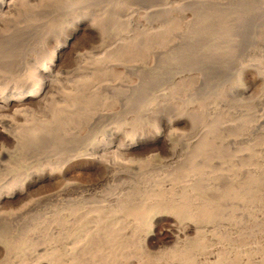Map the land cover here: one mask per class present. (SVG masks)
<instances>
[{
  "label": "bare ground",
  "instance_id": "1",
  "mask_svg": "<svg viewBox=\"0 0 264 264\" xmlns=\"http://www.w3.org/2000/svg\"><path fill=\"white\" fill-rule=\"evenodd\" d=\"M125 1L126 0H96L94 4L99 7H93L94 12L91 10L92 8H89L87 12L84 11L85 15H88V17L90 15L92 16V22H95V26L90 27L88 24V28L87 26H83L85 24L83 18L80 20L76 19V29L71 35L68 37L65 36V38L53 43L49 51L41 53L38 56L36 63H33L26 54L20 55L16 52L17 50L14 51V47L16 46H12V42L9 40L8 36H5V33L4 35L0 33V173H5V171L9 172L12 168L11 158L16 148H21L22 150V148L26 146L30 147V143H37L42 140L41 138L43 137H50L49 135L52 131L45 133L47 130H43L44 126L42 127V125H44L43 123H47V120L50 119V121L54 123V126H56L54 129L58 130L62 127L64 128L68 125H72V123H77L82 117L83 112L86 113V109L90 107L91 102L96 101L95 98L99 97L101 92H108L110 94L109 97L116 102L120 100L118 98L122 94L123 96H127V94L130 93L134 96L140 92V84L138 85L137 83L120 79V81L117 79L118 81H115V83H108V80H102L103 78L100 77L108 67L122 66L132 74L134 73L133 70L136 69L135 66L131 67L128 64L126 65L122 60L123 58H127L128 53H130V51L132 52V49L136 48L135 39L137 36L134 34L135 29L133 28L139 22L136 20L138 15V4L129 8H124L122 7L124 6L122 3H125ZM45 4H50V2L48 0H0V30L1 27H3L4 30L7 29V25L16 20V17H22L23 19L21 18V20L29 19V21L27 20L28 24L29 22L31 24L34 21L37 22V17L44 12L42 6ZM58 4L57 5L60 6V3ZM80 4L82 5L83 3ZM100 6L104 8L102 9ZM122 8H124L123 11H127L123 13V11H121ZM128 9L130 10L128 11ZM142 9L144 8L142 7ZM46 10L47 9H45V11ZM50 13H52L51 10ZM24 22L26 21L24 20ZM22 24L23 22L21 25ZM31 24L30 27L32 26L33 28ZM45 24H47V21ZM125 24L128 25V29L125 27L124 29L122 28ZM25 25L26 24H24V26ZM139 27L140 26H138L137 29H139ZM9 29H11V27ZM9 29H7V31H9ZM85 29L87 33H89L88 36L100 41L99 44H101V46L99 45L100 48H96L97 50L95 52L94 50L92 53H90V51H83L78 46L77 37L80 32ZM1 32H3V30ZM22 32L24 33L21 34ZM137 32L140 33V31ZM34 35L35 34H33V36ZM27 36H32V34L21 30L19 34H16V39L17 37L20 38L16 41L19 42L22 40L25 42L24 39L26 41L28 40L26 39L28 38ZM141 41L144 42L143 39H141ZM149 42L151 43L153 41ZM20 44L22 45V43ZM133 44H135V46ZM151 45L153 46V44ZM67 56L70 57V61L77 63V67L64 76L60 71ZM149 56L151 57V55ZM141 69L142 68H140V70ZM147 79L149 78L147 77ZM174 88L175 87H173V89ZM153 89L156 90L155 88ZM148 90H150V88H148ZM166 92L168 93V91ZM166 97L167 96H164V101H166ZM132 98L135 99L134 97ZM251 101L252 103L250 109H248L249 115L247 118H242V115L240 119L235 120V118L233 121H230V123L223 122L218 117L211 119V117L214 116V114H212V116L210 115L211 121L208 123L206 122V124L203 123V125H200L196 129L190 128L191 130L186 132L173 129L170 126H165V128L156 133L154 140L150 143L144 139H138V137H132V139L130 138L131 140L128 141L125 138L126 135L123 127V123L125 122H120V124L116 122L120 120V117L118 120L116 119L114 121V119H112L114 116H111L112 118L109 117V119H106L110 120L111 118L113 120L112 122L119 124L118 127H114L113 130L106 132L103 128L107 127L106 123L111 122V120L109 122L106 120V123L104 121L105 126H102L104 125L103 121H100L99 124H97L99 120L96 121L98 126L102 122V134L106 132L103 135L104 137L100 141H91L89 144L85 145V147L83 146L84 144L78 145L76 141V144L71 143V146L78 145L76 149H74V146V148H71L69 147L70 145H66L72 150L74 149V151H68V156H66V151L64 150L62 152L63 157L59 164L55 161V164H58L56 165L57 167L46 168L42 165L38 168L37 164H40L37 163L35 165L36 167H34L38 168V170L30 168L27 169L25 173L23 172V175L20 169L25 168V166L22 165L20 169L17 168L18 171L21 172L17 174H21L22 177L20 175V177H18L20 179L16 181L12 178L13 182L10 179L12 183L8 185V180L7 183L3 180L6 185L4 184L5 186L0 189V226L5 222L7 223L8 217L3 214L5 209L17 206L33 189H36L37 192L41 191V189L43 190L42 187L45 183L57 184L59 186L57 194L59 198V214L57 213L54 217L59 215L58 224L60 227L58 229H60L61 235L59 234L58 237L61 236L62 246L60 247L61 250L57 248L55 250L53 248L54 244L53 246L49 245V247H44L40 243L33 242L35 240L34 238L32 242L35 243V245L33 244V247L23 246V248H17V251L13 252L12 248H14L15 245H13L14 247H12L11 243V245H5L0 239V259L2 257L7 258L9 255L11 264H136L138 261L137 258H139L138 256L136 257L137 253L135 255L136 251H134V254L125 253L124 246L126 244H124V241L139 237V241L143 243L142 247L144 248H146L145 246L147 245L148 247H154L156 244L161 246L162 242H164L166 246L162 251L160 250L156 253L157 255L155 257L145 261L140 260L137 264H264V258L260 261V257L252 253L251 247V249L244 247L237 249L236 246H233L236 244V241H239L240 245H243L244 242L249 245L245 240L240 243L241 241L239 239L243 240L246 239V237H250L256 239L257 242L260 243L259 247L257 246V251H259L261 247L262 249L264 248V91L258 96L255 95ZM126 105L130 106L128 101ZM166 105L167 104H165V106ZM112 106L114 107V105ZM132 107L133 110L134 105ZM228 110L230 109L228 108ZM126 112L127 111H125V114ZM218 112L219 111H217V114H219ZM192 114L194 113L192 112ZM221 114L223 115L224 112L222 111ZM221 114L219 115L220 117ZM96 115L99 117L98 114ZM104 115L105 114L101 115L99 119H103ZM115 116H117V113ZM120 116L121 120L124 121L122 119V114ZM39 117L41 120H39ZM44 117H48L49 119L46 120L45 118L44 120ZM175 120L180 121L177 119ZM114 123L112 124L114 125ZM129 123H131V121ZM131 124L133 125V120ZM116 125L117 124H115V126ZM98 126H96L97 129ZM41 127L43 129H41ZM89 129L91 130V128ZM63 130L65 132V129ZM246 140H248L246 146H238L237 149L235 148L237 143ZM69 142L71 141L68 140V143H65L69 144ZM159 145L164 149V154H162V151V153H154ZM40 146L42 145H39V147ZM36 147H38V145H35V148ZM69 148H67V150ZM58 150L62 151L63 149L61 148ZM38 151L39 150H37V152ZM40 151L38 154H36L37 152H33L32 154L35 153L36 156L41 159L46 153L43 152L42 155ZM59 151L57 153H60ZM72 152L73 154H70ZM60 154L58 156H60ZM26 157L25 159L28 158ZM33 159H35V161ZM33 159L34 162H31L35 163L36 157ZM242 159L245 161H242ZM234 160L235 162L236 160L241 162L236 170H232V174L231 168L233 166L231 167V162ZM22 161L25 162V160ZM26 164L30 163L26 162ZM235 171H238V176L235 175L236 173L234 174ZM54 173H57L56 177H54ZM17 174L15 173L16 178ZM84 175L90 177L94 176V178H92L93 180L91 179V181L87 180L84 182L82 180ZM95 176L97 178H95ZM239 176H242V181H239ZM234 177L241 183L240 193L246 192L252 196L253 209L249 229L242 227L241 222L235 221V224L233 222L229 223L231 219L228 221L224 215L220 217L221 214H217V212H214L212 209L214 207L216 208V205H219L216 204V202V205L212 206L214 204L212 203L213 201L211 202L217 194H214V192L218 191L217 183L221 182L230 185L236 180ZM1 179H5V176L0 178V181ZM234 185L235 184L232 186ZM234 189H236V187ZM221 190L222 188L220 191ZM36 195L38 196V194ZM209 195H211L213 199H210ZM54 197L56 196L54 195ZM227 197L229 204H231L233 208L240 202L245 203L244 201H246H241L242 196L238 193H232V195ZM34 202L37 203L36 201ZM39 204L41 203L39 202ZM30 208H28V210H30ZM217 211L219 213V210ZM5 212L9 214V211ZM247 212L250 211L248 210ZM43 213L46 214V212ZM22 215L21 218L23 219L24 217H22ZM43 217H45V215H43ZM234 217L232 216V218ZM48 218H46V220ZM20 220L21 219H19V221ZM240 220L245 221L243 219ZM37 221H41V219ZM52 221L54 222V220ZM143 222L147 223L148 226L146 233L142 231L144 232V237L138 236L140 224ZM5 224L4 226L6 227L7 225ZM240 224L241 226H239ZM22 225L23 222L20 226ZM42 225H44V223L41 225L40 223L38 224L39 227L41 226L40 228L43 227ZM46 225L47 228L48 222ZM4 226H2L3 229L0 230H4ZM18 226L19 225L16 227ZM53 226L54 224L51 226L52 229L55 228ZM57 227L58 226H56V229ZM247 227L249 226L247 225ZM21 228H23V226ZM47 229H49V227ZM76 229L79 230L76 231ZM8 233H6V235ZM6 235L5 237L2 235L5 241L7 240ZM26 235L28 236L30 233ZM10 236L13 237L14 235H8V240ZM35 236L36 235L33 237ZM45 237L46 236H44V239ZM15 238H13L14 241H12V239L10 241L14 243L16 241ZM24 240L25 239H22L23 242ZM47 240L49 241V239ZM136 240H138V238ZM22 241L20 242L22 243ZM50 241H53L52 238ZM122 242L124 246H122ZM24 244L26 245V243ZM230 245H232V247ZM9 246L11 247L9 248ZM135 246H137L136 248L140 247L139 245ZM57 250L60 252L62 251V253L59 254ZM57 254L59 255L57 256Z\"/></svg>",
  "mask_w": 264,
  "mask_h": 264
},
{
  "label": "rangeland",
  "instance_id": "2",
  "mask_svg": "<svg viewBox=\"0 0 264 264\" xmlns=\"http://www.w3.org/2000/svg\"><path fill=\"white\" fill-rule=\"evenodd\" d=\"M48 1L50 2V4H45L42 6V9L44 12L43 13L41 12L42 14H40L37 17V20H36L37 22L34 21L32 24L29 22V24H28L29 19H27L28 21L26 19H24L26 21V22H24V20H21L22 17H16V20H14L15 22L12 21V22H10L9 25H7L8 28L5 27L7 29H9L11 27V29H9V31H7V29H5L6 30V32H5L3 27H1V30H0V33H2V35H4V33H5V36H8L9 40L12 42V46H16V47H14L15 48L14 51L17 50L16 52H18L20 55L26 54L33 61V63H36V61L38 60L37 58L41 53H46L47 51H49L50 47L53 43H56L57 41L61 40L62 38H65V36L68 37L69 35H71V33L76 29V26H75V20L76 19L80 20L83 18V20H84L83 22L85 23L84 25L82 24L83 26L88 27V24L90 27L95 26L94 25L95 22L94 21L92 22V20H93L92 16L90 15L88 17V15H85V12L89 11V8L90 9L92 8L91 10L93 11V7H95V8L99 7V6L94 4V2L96 0L95 1L92 0V2H91V0H55V1L51 0L52 2L50 0H48ZM129 1L130 0H126L125 3H122L124 5L122 7L129 8V7H132L133 5L141 4V5H139L140 7L137 5L138 15L136 17V20L139 22L136 24L137 27L135 25V27L133 28V29H135L134 34L137 36L135 39L136 48L132 49V52L130 51V53H128V55L126 54L127 58H123L122 60H123V63L125 62L126 65L128 64L131 67L135 66L136 69L133 70L134 73L132 74V73H129V71L122 66H120V67L119 66L108 67L107 70L104 71L100 77L103 78L102 80H105V81L108 80V83H111V82L115 83V81H118L120 79V80H128L129 82H132V83L134 82V83H137L138 85L140 84V87H139L140 92H138L137 95H134V96H132L130 93H128L127 96L126 95L123 96V94H122L121 96H119L118 99H120V100H118L117 102L109 97L110 94L108 92H101L99 94V97L95 98L96 101L91 102L90 107L88 109H86V111H85L86 113L83 112L82 117L80 118V120L77 123H72V125H68L67 127H64V128L62 127V128H60L61 130L58 129L60 131H58L57 129L56 130L54 129V127L56 128V126H54V123L51 122L48 117H44L43 118L44 120H45V118H46V120L47 119H49V120H47V123H43L44 125H42V127L44 126V129L42 127H41V129L47 130V131H45V133L52 131L53 134L51 133L49 135L50 136L49 138L48 137L41 138L42 140H40L37 143H33V144L30 143L29 144V146L31 145L30 147L26 146V147L22 148V150H21V148L15 149V153L13 154V157L11 158L12 159V163H11L12 168L10 169L9 172L5 171V173H0V178L5 176V179H1V181H0V189L6 185L5 183H7V180L9 182V183H7V185L13 182L12 178H14L15 181L17 179L19 180L20 178H18V177H20L21 174L23 175L27 169L31 168L33 170H36V169L38 170V168H40L39 166H42V165H43V167H46V168L47 167L48 168H55V166L58 165L59 162L61 161V159L63 157L62 152L64 150L66 151L65 152L66 156H68L67 152L68 151L69 152L74 151V149H76V146H78L79 144L80 145L84 144L83 146L85 147V145L89 144L91 141L93 142V140L100 141L104 137L103 135L107 131L113 130L114 127H118L119 126L118 123H120V122L126 123V124L123 123V127H124V133L126 135V136L125 135L124 136L128 141H130L132 139V137H138V139L139 138L144 139L148 143H150L154 140L156 133L159 130H162L163 128H165V126L166 127L170 126L173 129L182 130V131L186 132V131H189L191 129L198 128L200 125H203V123L204 124H206V122L208 123L209 121H211V119H214L215 117L216 118L218 117L223 122H230V121H233L235 118H236L235 120L240 119L242 117V115H243L242 118L248 117V115H249L248 109H250V105L252 103L251 99L253 100L255 95L258 96L264 91V0H154V1L153 0H134V1L131 0L134 4L131 1L130 2ZM152 1H153V3H152ZM54 2L56 5L54 4ZM58 3H60V6H58L59 5ZM80 3H83V4L81 5ZM126 3H128V4H126ZM155 5H156V7H155ZM141 6L144 9H142ZM146 7H147V9H146ZM84 8H86V9H84ZM100 8L103 9L104 7L100 6ZM124 8H122L121 11H123ZM45 9H47L46 10L47 12L45 11ZM50 10L52 13H50ZM53 10H54V12H53ZM129 10L130 9H128V11ZM80 11H82V12H80ZM125 11H127V10H125ZM125 11H123V13ZM76 12H77V14H76ZM83 12H84V14H83ZM139 12H142V13H139ZM152 12H154V13H152ZM70 13H71V16H70ZM47 14H48L49 18L47 16ZM55 16H56V18H55ZM68 17H70V18H68ZM74 17H76V18H74ZM84 17H86V18H84ZM19 18H20V20H19ZM46 21H47V24H45ZM142 21H143V23H142ZM22 22H23V24L21 25ZM24 24H26V25L24 26ZM30 24L33 25V28H32V26L30 27ZM126 25L127 24L123 25L122 28L124 29V27H125L128 29V25L127 26ZM138 26H140L139 29H141V28L142 29L141 30L137 29ZM129 27H130V25H129ZM33 29H35V30H33ZM2 30H3V32H1ZM21 30L29 32L32 34V36H27L28 37V38H26V39H28L27 41L24 39L25 42H23L22 40L19 42L16 41V40L20 39L18 37L16 39V34H19L21 32ZM28 30H30L31 32ZM82 31L80 32L78 37L76 35V37L78 38L79 48L82 49L83 51L84 50L90 51V53H92L93 50L95 52L97 49H99L100 48L99 45L101 46V44H99L100 41H97L96 39H93L90 36H88L89 33H87L86 29L83 31V33H82ZM137 31H140V33L142 35L140 33H138ZM23 33L24 32H22L21 34H23ZM144 33H146V34H144ZM33 34H35V35L33 36ZM38 34L40 37L38 36ZM146 35H148V36H146ZM14 36H15V38H14ZM145 36H146V40H145ZM147 37H149V38H147ZM140 38L143 39L144 42H142ZM30 39L33 41H31ZM149 39H152V40H149ZM149 41H153V42L150 43ZM20 43H22V45ZM30 44H31V46H30ZM135 44H133V45L135 46ZM151 44H153L154 47ZM28 46L30 47V49ZM20 47H21V49H20ZM67 50H68V47H67ZM149 55H151V57ZM142 57H144V58H142ZM68 58H69V61H68ZM152 61L156 64H154ZM64 65L60 71V73L63 74L64 76H66L69 72L73 71L77 67V63L70 61L69 56L66 57V59L64 61ZM150 67H153V68H150ZM140 68H142V69L140 70ZM117 69H119V70H117ZM122 70H123V72H122ZM138 71H140V72H138ZM115 72L117 73V75ZM140 73H142V74H140ZM148 73H149V75H148ZM147 77L149 79H147ZM169 87H171V88H169ZM173 87H175V88L173 89ZM148 88H150V90L153 93L150 90H148ZM153 88H155L156 90H154ZM166 91H168V93ZM257 93H259V94H257ZM143 95H145V96H143ZM251 95H254V96H251ZM131 96L134 97L135 99H133ZM164 96H167L165 98L166 101H164ZM98 101H100V102H98ZM127 101H128V104H130V106L126 105ZM137 102H139V103H137ZM147 103H148V105H147ZM165 104H167V105L165 106ZM109 105H111V106H109ZM112 105H114V107ZM133 105H134V109H133L134 111L132 110ZM170 105H172V106H170ZM140 106L142 107V109ZM91 107H94V108H91ZM122 107H124V108H122ZM117 108L119 109V111ZM127 108L129 110V112L130 111H132V112L129 113ZM228 108L230 110H228ZM136 109L137 110L139 109V110L137 111ZM213 109H215V110H213ZM220 110H222L224 112L223 115L221 114L222 111H220ZM99 111H101V112H99ZM125 111H127L126 114H125ZM217 111H219L218 112L219 114H217ZM115 112L117 113V116H115V114H116ZM118 112H120L122 114V119L124 121L121 120V116H120L121 114ZM192 112L194 114H192ZM95 113L98 114L99 117H101V115H103V114H105L106 116L104 115L103 119H101V118L99 119V117H97V115ZM118 114H119V116H118ZM196 114H197V116H196ZM212 114H214V116H212ZM216 114H217V116H216ZM220 114H221V117L219 116ZM210 115L212 116L211 119H210ZM111 116L112 117L114 116V117L112 118ZM238 116H239V118H238ZM109 117L114 119V121L116 119L118 120L120 117L121 121L118 120V121H116L118 123H114V122H112L113 120L110 118L111 122L114 123V125H113L111 122H109L110 120L106 119V118L109 119ZM39 118H37V119H39ZM137 119H140V120H137ZM175 119L180 120V121H176ZM39 120H41V118ZM106 120L110 124L106 123L107 122ZM132 120H133V125L131 124ZM224 120H226V121H224ZM96 121H98L97 124H99L100 121H103V123L105 121L106 126H107V127L103 128L104 131H106L105 133L102 134V130H103L101 127L102 122L99 125L100 129H101L100 130L99 126L96 124ZM130 121H131V123H129ZM105 123L102 126H105ZM46 124L49 125L51 128L49 126H47ZM115 124H117V125L115 126ZM129 124L132 126H130ZM96 126H98V129ZM52 127H53V129H52ZM89 128H91V130ZM63 129H65V132ZM67 129H69V130H67ZM85 129H87V130H85ZM96 129L98 131L99 130L100 131L98 132ZM54 130H55V132H54ZM70 130H72V131H70ZM76 135H78L79 137ZM80 136H82V137H80ZM59 138H60V140H59ZM44 139H47V140H44ZM68 140L71 142H69V144H66V143H68ZM75 141L77 142L78 145H76V146L72 145L71 146V143L76 144ZM247 141L248 140L237 143L236 144L237 146L235 145V148L237 149L238 146L239 147L246 146L248 143ZM41 142H43V143H41ZM35 145L36 146L38 145V147L35 148ZM39 145H42V146L39 147ZM66 145H68V146L70 145L69 147H71V148L75 147V148L72 150L71 148L67 147ZM41 147H42V149H41ZM161 147L159 145L157 150L154 153H157V152L162 153L164 151V149ZM56 148H57V150H56ZM61 148L63 150L59 151L58 149H61ZM67 148H69V149L67 150ZM26 149L29 151H27ZM30 150H31V152H30ZM37 150H39V151L42 150V151H40V153L42 155H43V152L46 154H44L43 156L41 154H39L40 156H42L40 159V157L36 156V154H38V152H39V151L37 152ZM19 151H22V152H19ZM23 151H24V153H23ZM58 151L61 154L57 153ZM33 152H35V153L37 152V153L32 154ZM49 152H51V153H49ZM26 153H28V154H26ZM59 154H60V156H58ZM70 154H73V152ZM162 154H164V152ZM26 155L28 158L26 157ZM31 155H32V157H31ZM20 156H21V159H20ZM25 157L27 159H25ZM34 157H36V162L32 163L31 161H33V160L35 161V159H33ZM37 157H38V159H37ZM39 159H40V161H39ZM22 160H25V162ZM237 160H236V162H235V160L233 162H231V167L233 166L231 168V172H232V170L233 171L236 170L238 168V165H240L241 161H237ZM55 161L58 162V164L57 163L55 164ZM242 161H245V160L242 159ZM26 162H28L30 164H26ZM40 162H42V163H40ZM37 163H39L40 165H38ZM234 163H237V164H234ZM36 164H37L38 168H35ZM22 165L25 166V168H22ZM17 168L18 169L22 168V169H20V171L22 173L20 171H18ZM19 172L21 173L20 175H18ZM55 172H57V171H55ZM237 172L235 171L234 174L236 173L235 175L238 176L239 174ZM15 173L16 174L18 173L17 178L15 177ZM54 174H55L54 177H56L57 173H54ZM232 174H233V172H232ZM13 175H14V177H13ZM22 175H21V177H22ZM46 175H48V174H46ZM89 177L90 176H88V175H84L82 180L84 182H86L87 180L91 181V179L94 178V176H91L90 178ZM241 177L242 176H239V181H242ZM95 178H97V177L95 176ZM10 179L12 182H10ZM3 180L5 181V183ZM239 181L236 179L230 185H228L226 183H221V182L217 183V185L219 186V187L217 186L218 191L214 192V194L217 193L216 197L214 199L211 198V195H209V197H210V199H213V200H211V202L213 201L212 203L214 204L212 206H215L216 204L220 205V206L216 205V208L215 207L212 208L214 210V212H217V214H221L220 217H222L224 215L228 219V221H229V219H231V222H229V223L233 222L235 224V221L241 222L242 227H246L247 229H249L250 225H251V213H252V209H253L252 208L253 207L252 196H251V194L249 195V193H246V192L240 193L239 190L241 188L240 187L241 183ZM236 183H237V185H236ZM233 184H235V185L232 186ZM235 187H236V189H234ZM42 188H43V190L41 189V191H38V192L36 191V189H33L32 192H30V194L27 195L25 197V199H23V201L18 204L19 206L17 205V206H14L15 208L13 207L14 209L12 207L5 209V211H9V214H8V212H5V211L3 213L8 218H7V223L5 222L6 224L5 223L2 224V226H4V224L7 226L6 227L4 226V230H0L2 232V233L0 232V239H1V241H3V244H5V245H7V244L11 245L12 244V247H14L13 245H15V247L12 248L13 252L17 251V248H23V246L33 247L35 245V243H40L44 247L45 246L49 247V245L53 246V244H54L53 248L55 250H56V248L61 250L60 247L62 246L61 245L62 239H61V236L58 237L59 234L61 235V233L59 231L60 229H58L60 227V225L58 224L59 215L54 217V215H56L57 213L59 214V209H58L59 198L57 197V194L59 191V186L57 184L53 185L52 183H50V184L45 183ZM221 188H222V190L220 191ZM43 191H44V193H43ZM231 192L236 193V194L237 193L240 194V196H242L241 201L246 200V201H244L245 203L240 202L239 204L235 205V208H233V206L231 204H229V200H227L228 199L227 196L232 195ZM36 194H38V196ZM54 195L56 197H54ZM221 195H222V197H221ZM244 196H248V197H244ZM39 200H41V201H39ZM34 201H36L37 203H35ZM39 202L43 206L41 204H39ZM221 202L223 203V205ZM36 205H37V207H36ZM48 205H49V207H48ZM28 208H30V210H28ZM37 208L39 209V211ZM40 208H41V210H40ZM18 209L19 210L21 209V210L19 211ZM217 210H219V213ZM240 210H241V212H240ZM248 210L250 212H247ZM15 212H16V214H15ZM30 212H33V213H30ZM43 212H46V214ZM222 212H223V214H222ZM20 214L21 215L24 214V215H22V217H24L23 219H25V220H23L21 218ZM43 215H45L46 218H48V216H49L50 220H49V218L46 220V218L43 217ZM232 216L233 217L235 216V217L232 218ZM27 218H30V219H27ZM36 218H37V220L41 219V221L44 223L45 226L42 225L43 227L40 228L41 226L39 227L38 224L40 223V225H41L43 223L41 221H37ZM42 218H45V219H42ZM52 218H54V219H52ZM19 219H21L22 221L20 220L21 221L20 222ZM240 219H243L245 221H242ZM52 220H54V222ZM55 221H57V222H55ZM219 221H221V220H219ZM22 222H23L22 226L25 229L21 228L22 226H20L22 224ZM47 222H48L49 229H47L48 227L46 228ZM8 224H9V226H8ZM16 224L19 226L16 227L17 226ZM36 224H37V226H36ZM52 224H54L53 227H55L53 229L51 227ZM241 224L239 226H241ZM25 225H26V227H25ZM247 225L249 227H247ZM2 226H0V229H3ZM56 226H58L57 229H56ZM50 228H51V230H50ZM147 228H148L147 223H144V222L141 223L140 227H139L138 236L144 237V235H143L144 232H142V231H145V233H146ZM8 230L12 231V232H9ZM78 230L79 229H76V231H78ZM24 231H26L28 234L30 233V235L27 236L26 235L27 233ZM45 231H46V233H45ZM3 232L5 235H6V233L9 232L6 235V239H7L6 241H5V238H3V236L5 237ZM42 232H44V233H42ZM57 232H59V233H57ZM10 234H12V236L13 235L14 236L13 237L10 236L9 240H8L7 236ZM34 235H36V236L33 237ZM44 236H46L45 239H44ZM13 238L16 239V241L14 243H12V241H14ZM34 238H35V240L36 239L37 240L35 241ZM51 238L53 241H50ZM137 238H138V240H136ZM137 238H134L135 240L130 239V240L124 241V244H126V245L129 243L127 246L126 245L124 246V244L122 242V246L125 247V248L123 247L125 249V251H124L125 253L128 252L130 254H134V251H136L135 255L137 253L136 257L137 256L139 257V258H137L138 259L137 263H139L140 260L145 261L147 259L149 260V259L155 257L157 255L156 253H158L160 250L162 251L164 249V247L166 246L165 243L162 242L161 246L159 244H158L159 246L156 244V245H154V247L156 246L154 248L153 246L148 247V245H147V246H145L146 248H144V247H142L143 243H140V241H139L140 240L139 237H137ZM247 238L248 237H246V239ZM11 239H12V241H10ZM22 239H25L24 242L22 241ZM47 239H49V241L51 243ZM246 239H243V240L239 239L241 241L240 243H242L245 240L246 243H249V245L245 244V242L243 245L242 244L240 245L239 241H236V244H234L233 246H236L237 249H240L241 247H244L247 249L252 248L251 249L252 253L255 254L256 256L260 257V261H261V259L264 258V251H263L264 248L262 249V247H261V249L259 251H257V248L259 247L260 243L257 242L256 239H253L250 237L248 238L250 240H248V239L246 240ZM20 241H22V243ZM32 241L35 243H33ZM45 241H47V242H45ZM52 242H54V243H52ZM125 242H128V243H125ZM24 243H26V245ZM18 244H20V245H18ZM135 245H139L140 247L136 248L137 246H135ZM230 246L232 247V245H230ZM253 246H255L256 248ZM10 247L11 246H9V248ZM120 247H121V243H120ZM59 250H57V252ZM142 250H143V252H142ZM58 253L61 254L62 251L61 252L59 251ZM59 254H57V256ZM253 254H251V255H253ZM9 259H11V258H9V255L7 256V258L2 257L0 259V264H11V260H9Z\"/></svg>",
  "mask_w": 264,
  "mask_h": 264
}]
</instances>
